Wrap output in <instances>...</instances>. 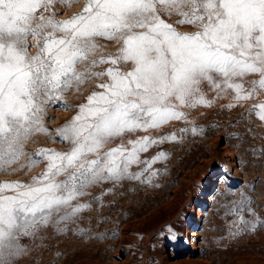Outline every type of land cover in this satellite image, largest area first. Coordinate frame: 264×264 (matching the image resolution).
<instances>
[{"label": "snow or ice", "instance_id": "obj_1", "mask_svg": "<svg viewBox=\"0 0 264 264\" xmlns=\"http://www.w3.org/2000/svg\"><path fill=\"white\" fill-rule=\"evenodd\" d=\"M55 2L0 0V170L25 155L24 145L34 133L49 131L45 105L84 81L85 72L77 66L99 47L96 40H116L121 46L116 55L90 62L87 75L107 76L108 82L55 129L70 148L41 147L37 158L29 157L28 167H35L38 158L46 167L31 182H0V264H11L23 251L21 237L35 235L54 214L59 223L90 207L78 200L92 185L122 179L151 184L158 175L152 165L167 154L143 161L140 154L178 138L175 133L144 135L105 150L114 139L173 120L189 122L181 107L213 103L200 89L204 81L214 89H232L235 103L264 89V0H87L80 13L67 19H56ZM161 13L175 14L177 24L199 30L180 32ZM30 37L37 41L35 54L28 52ZM127 62L133 68L122 71L118 65ZM97 63L112 66L93 72ZM248 75L259 77L250 89L243 82ZM255 107L264 120V102ZM140 163L145 165L141 171H130ZM241 197L222 205L225 215L238 217L233 221L238 226L250 223L243 213L251 198ZM247 211L255 216L251 207ZM166 229L170 235H159L178 241L172 226Z\"/></svg>", "mask_w": 264, "mask_h": 264}, {"label": "rangeland", "instance_id": "obj_2", "mask_svg": "<svg viewBox=\"0 0 264 264\" xmlns=\"http://www.w3.org/2000/svg\"><path fill=\"white\" fill-rule=\"evenodd\" d=\"M86 3L56 0L52 11L56 19H67L80 13ZM161 16L180 32L199 30L194 25L177 24L180 17L175 14ZM28 43V52L35 54L37 41L30 37ZM96 43L99 47L88 61L77 66L78 71L85 72L84 81L78 88L73 85L65 91L62 99L54 97L45 105L44 124L49 131L32 135L24 145L25 155L0 170V182L29 183L46 167L42 158L35 167H28L29 157L37 158L39 148H70L55 129L77 115L78 106L86 103L93 91L102 90L98 85L108 82L107 76L87 75L90 62L116 55L121 46L105 38H98ZM110 66L97 63L91 70L100 72ZM118 66L125 72L133 68L131 62ZM258 78L245 77V88L250 89L251 81ZM200 89L213 103L181 107L189 122L173 120L159 129L128 133L106 146L105 150L122 140L127 144L144 135L158 138L175 133L176 141L154 145L140 154L142 161L161 151L167 154L166 159L152 165L158 175L151 184L122 179L119 183L92 185L88 195L78 200L90 207L59 223L54 214L35 235L21 237L23 251L11 264H264V120L255 107L264 102V89L257 88L256 94L239 103L234 102L232 89H214L207 81L200 84ZM229 103L234 106L227 107ZM194 126L203 131L193 134ZM184 128L189 131L181 132ZM144 167L143 163L133 164L130 171L139 172ZM242 193L251 198L243 213L250 223L238 226L233 223L238 217L225 215L227 209L222 205L231 206L232 201L242 198ZM247 207L254 210L255 216ZM167 225L178 233V241L159 235L162 231L170 235ZM191 231L196 233L192 235Z\"/></svg>", "mask_w": 264, "mask_h": 264}, {"label": "bare ground", "instance_id": "obj_3", "mask_svg": "<svg viewBox=\"0 0 264 264\" xmlns=\"http://www.w3.org/2000/svg\"><path fill=\"white\" fill-rule=\"evenodd\" d=\"M219 178H221V177L219 176ZM206 196H207L208 198L210 197V196H208V195H206ZM207 197H206V198H207ZM195 233H196V231H191V234H192V235H194ZM196 246H197V245H195L194 247H196ZM192 251H195V250L192 249ZM189 259H192V258H189Z\"/></svg>", "mask_w": 264, "mask_h": 264}]
</instances>
